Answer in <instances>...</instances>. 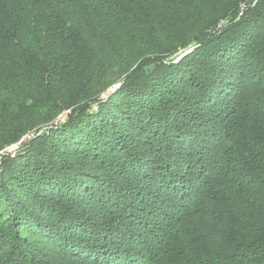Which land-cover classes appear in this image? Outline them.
<instances>
[{"label":"trees","instance_id":"16d2710c","mask_svg":"<svg viewBox=\"0 0 264 264\" xmlns=\"http://www.w3.org/2000/svg\"><path fill=\"white\" fill-rule=\"evenodd\" d=\"M43 128L1 156L0 264H264V0H0V152Z\"/></svg>","mask_w":264,"mask_h":264},{"label":"rangeland","instance_id":"374dc122","mask_svg":"<svg viewBox=\"0 0 264 264\" xmlns=\"http://www.w3.org/2000/svg\"><path fill=\"white\" fill-rule=\"evenodd\" d=\"M197 47V46H196ZM195 46H189V47H187V48H185V49H182V50H180L173 58H171V59H173V61H176V59L178 58V57H181L182 55H184V54H186L188 51H190V50H193L194 48H196ZM122 83H120V84H116L115 86H118V85H121ZM115 86H113V88L115 87ZM113 88H111V90L113 89ZM111 90H107L106 92H104L103 94H101L100 96H99V98H98V100H105L106 98H107V96L111 93ZM96 104V103H95ZM95 104L93 103V104H89V107H92V108H96L97 109V106H95ZM71 110L69 109V110H65V111H63L58 117H57V119L55 120V122H54V124H53V126H57L56 124H57V122H59V121H61V124H63L64 122H66V120H67V118L69 117V115L71 114ZM60 124V125H61ZM59 126V125H58ZM50 128H52V126L50 127V126H48V127H46V129H50ZM44 131H45V129L43 128V129H40V130H38L37 131V133L33 136V134H30V135H25L24 137H22L21 139H20V141L22 140V139H24L25 137H29V140L32 138V137H38V136H40L42 133H44ZM224 141H225V143L224 144H226V142H228L230 139H231V137H232V134H230V133H224ZM227 136H229V137H227ZM29 140L27 141V142H29ZM19 141V142H20ZM19 142H17L16 144H13V145H10V146H8L7 148H5L4 150H2L1 152H0V164H1V156H3L4 154H14L15 152H17V150H18V148L19 147H21V146H19ZM225 145H223L222 147H224ZM10 150V149H15L14 150V152H7V150ZM218 152V155H216L215 154V156L216 157H214V155H210L211 157H212V159H211V163H213V165H212V168L208 171V173H209V175H208V179H206V176H207V173L202 177V179L201 180H204V179H206V181H207V183H208V185H211V183L214 181V179H215V177H218L220 174H221V169H219V150L217 151ZM11 157H13V156H11ZM202 191L200 190L199 191V195H200V193H201ZM199 198H200V196L197 198V199H193V202L196 200V202L199 200ZM195 202V203H196ZM194 203V204H195ZM191 208H192V203L190 204V206H189V209H188V211L189 212H191ZM202 208H204V206L203 205H201L196 211H197V215H196V223H198L199 222V226H201V224H202V219L199 217V215H198V212H199V210H201ZM188 212V213H189ZM184 216V215H183ZM188 218V214H186V216H185V220ZM185 225V222H184V224H183V226ZM183 226H181V228L183 227ZM184 229V232H182V233H186V227H184L183 228ZM33 237V240H35V241H37V242H40V240L39 239H37L36 237H34V236H32ZM32 237H30V238H32ZM181 246H183V244H181ZM192 246H193V244H192ZM35 247L37 248V249H39V251H38V253L37 254H41V256H39L38 257V260H41L42 261V264H73L72 263V261H70L69 259H66L64 256H57V254L58 253H56V252H51L50 251V249L49 248H47V247H45L44 245H40V244H36L35 245ZM194 248H196V249H202V248H205V244L201 241V240H199V242L198 243H195V246H193V248L192 249H194Z\"/></svg>","mask_w":264,"mask_h":264},{"label":"water","instance_id":"95a60500","mask_svg":"<svg viewBox=\"0 0 264 264\" xmlns=\"http://www.w3.org/2000/svg\"><path fill=\"white\" fill-rule=\"evenodd\" d=\"M190 52H192V50L188 51L186 54L182 55L181 57H178L176 59V61H179L181 60L183 57H185L187 54H189ZM121 85H118V86H115L112 90H111V93H114ZM61 124V121L57 122V126ZM29 140V137H25L24 139H22L20 142H19V146L23 147L27 141ZM15 150V149H14ZM13 149H8L7 152H14Z\"/></svg>","mask_w":264,"mask_h":264}]
</instances>
